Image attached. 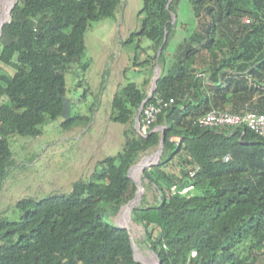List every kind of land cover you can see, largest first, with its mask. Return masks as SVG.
<instances>
[{
    "label": "trees",
    "instance_id": "obj_1",
    "mask_svg": "<svg viewBox=\"0 0 264 264\" xmlns=\"http://www.w3.org/2000/svg\"><path fill=\"white\" fill-rule=\"evenodd\" d=\"M180 1L143 0L141 27L123 41L148 56L140 65L159 61L147 103L173 99L150 129L167 127L162 158L142 178L159 200L145 196L131 218L161 264H264V137L247 126L226 132L199 123L213 109L264 114V0H188L193 18L175 24ZM122 2L15 0L0 37V181L14 161L11 138H39L62 118L67 74L84 84L92 62L86 32L116 19ZM179 26L186 34L174 44ZM148 83L128 81L114 94L110 119L130 125L121 150L68 193L24 197L17 219L0 217V264H141L113 217L137 191L129 168L161 141L160 130L145 135L133 125ZM88 118L75 112L61 125Z\"/></svg>",
    "mask_w": 264,
    "mask_h": 264
},
{
    "label": "rangeland",
    "instance_id": "obj_2",
    "mask_svg": "<svg viewBox=\"0 0 264 264\" xmlns=\"http://www.w3.org/2000/svg\"><path fill=\"white\" fill-rule=\"evenodd\" d=\"M5 1L8 3L7 8L15 2ZM142 7L143 0H123L116 19L95 22L86 32V57L92 59L90 68L84 75L86 82L79 84L80 76H74L76 72L67 74V82L68 98L74 104L72 114L77 112L87 115V121L66 129L61 125L64 119L60 118L45 124L44 134L39 138H11L14 161L4 179L0 181V217L17 219L22 211L16 204L24 197L39 200L51 194L68 193L75 181L91 176L101 159L121 150L125 142L124 131L130 125L116 123L110 119L114 94L121 84L128 81L142 84L145 79H149L145 86L149 92L157 65V60L154 59L151 66L139 64L148 56L139 52L137 43L123 45V41L132 32L140 29ZM192 18L189 1L181 0L179 17L176 15L175 24L179 21H191ZM185 34L181 26L177 27L172 42L175 44L182 41ZM149 43V40L143 41L144 45ZM135 54L139 56L136 65ZM87 87L89 90L84 96ZM133 125L135 127V119ZM157 148L138 160L141 162L132 169L134 177L137 169L143 163L149 162L143 158L155 152ZM141 176L143 178L142 172ZM143 185L145 190L141 201L145 196L151 204L159 200L155 189L147 187L144 182ZM124 208L113 217L115 222L125 221ZM130 228L137 252L144 258H152L156 264V255L143 243L142 225L133 222L131 218Z\"/></svg>",
    "mask_w": 264,
    "mask_h": 264
},
{
    "label": "water",
    "instance_id": "obj_3",
    "mask_svg": "<svg viewBox=\"0 0 264 264\" xmlns=\"http://www.w3.org/2000/svg\"><path fill=\"white\" fill-rule=\"evenodd\" d=\"M14 3L15 2H12V5L10 6L8 19L2 24V26L0 28V37H1V34H2V27H3V25L10 19V15H11L10 13H11V10H12V8L14 6ZM1 11H2V8H1V0H0V13H1ZM175 19H176V15L173 14V20H172L173 23H175ZM166 40H167V34L165 35L164 43H165ZM162 49H163V45L159 48L158 56L161 55ZM161 73H162V69H161V67L159 65V61L157 60V65H156V67L154 69V72H153L154 75H153V79H152V85L150 87V90H149L146 98L142 101L141 106H140V108L138 110V113H137V115L135 117V128L138 129L139 131L141 129V125H140L141 124V120H140V118H141L142 109L146 105L147 101L153 96V94H154V92H155V90L157 88V82H158V79H159ZM63 100H64V106H63V109H62V112H61V117L64 120H69L72 117V102H71V99L68 98V97H63ZM166 128H167L166 125H160V126L155 127L154 129H152L151 131H149L147 133V135H148L153 130H160L162 137H161V141H160V144H159L157 150L155 152H153L152 154L147 155V156H145L143 158V160H148L149 162H148L147 165H145L143 167L142 175H143L145 169L151 168L153 165L158 164L159 161L161 160L162 153H163V148H164V142H165ZM140 162L141 161H137L128 170V176L132 180H134V182L137 185L136 194H135V196L129 202H127L121 208V210L124 207L126 208V213L129 214L130 221H131V213H132V210L141 203L142 195H143V192L145 190V186L143 185V182H142V176H141V178L136 179L131 174V170L133 169V167H135L136 165H138ZM121 210H120V212H121ZM116 223L118 225H120L121 227L127 228L129 230L130 235H131L132 244H133V247H134V256H135V259L137 261H139L141 264H145L144 257L141 256L137 252L136 245H135V241H134V238H133V235H132V231H131V228H130V223L127 220H125L123 223L122 222L121 223L120 222H116ZM156 264H161V261L159 260V258H158L157 255H156Z\"/></svg>",
    "mask_w": 264,
    "mask_h": 264
},
{
    "label": "built area",
    "instance_id": "obj_4",
    "mask_svg": "<svg viewBox=\"0 0 264 264\" xmlns=\"http://www.w3.org/2000/svg\"><path fill=\"white\" fill-rule=\"evenodd\" d=\"M172 102L173 99H171L169 102L158 99L155 102L146 103L141 113L140 132L147 135L157 120L158 114ZM199 123L203 127L215 128L226 132H229L235 128L247 126L251 130L264 137V114L262 113L248 112L246 114L239 115L227 111L213 109L201 117L199 119ZM226 159H228V157H226ZM191 175H194V172H192ZM193 188L194 185H190L184 188L182 192H188ZM172 190H176L175 186L172 187Z\"/></svg>",
    "mask_w": 264,
    "mask_h": 264
},
{
    "label": "bare ground",
    "instance_id": "obj_5",
    "mask_svg": "<svg viewBox=\"0 0 264 264\" xmlns=\"http://www.w3.org/2000/svg\"><path fill=\"white\" fill-rule=\"evenodd\" d=\"M7 4L8 3L5 0H1V8L3 11H1V13H0V28H1L2 24L8 19V16H9V10L8 9H10V7L7 8ZM145 165H147V164L143 163L135 172V178L136 179L141 178V172L143 171V167ZM132 175L134 176V174H132ZM124 220H127L130 223L129 214L126 213V208H124ZM144 261H145V264H154V262L152 261V258L151 259L144 258Z\"/></svg>",
    "mask_w": 264,
    "mask_h": 264
}]
</instances>
